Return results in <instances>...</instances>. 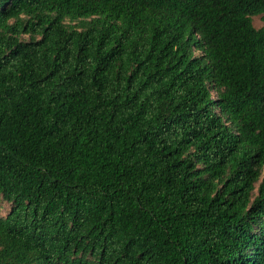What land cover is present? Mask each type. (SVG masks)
Returning <instances> with one entry per match:
<instances>
[{"label":"trees","instance_id":"16d2710c","mask_svg":"<svg viewBox=\"0 0 264 264\" xmlns=\"http://www.w3.org/2000/svg\"><path fill=\"white\" fill-rule=\"evenodd\" d=\"M264 0H0V264H264Z\"/></svg>","mask_w":264,"mask_h":264},{"label":"rangeland","instance_id":"374dc122","mask_svg":"<svg viewBox=\"0 0 264 264\" xmlns=\"http://www.w3.org/2000/svg\"><path fill=\"white\" fill-rule=\"evenodd\" d=\"M252 25L254 26L255 29H260L264 27V19L263 15H257V16H252ZM7 210L6 205H0V214L3 215L5 211Z\"/></svg>","mask_w":264,"mask_h":264}]
</instances>
